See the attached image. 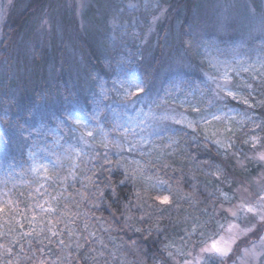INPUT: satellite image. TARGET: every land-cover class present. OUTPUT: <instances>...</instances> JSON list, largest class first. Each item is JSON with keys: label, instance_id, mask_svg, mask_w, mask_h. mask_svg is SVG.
<instances>
[{"label": "trees", "instance_id": "16d2710c", "mask_svg": "<svg viewBox=\"0 0 264 264\" xmlns=\"http://www.w3.org/2000/svg\"><path fill=\"white\" fill-rule=\"evenodd\" d=\"M41 1L27 2L18 16L13 15L5 23L0 41V114L6 110L8 116V122L0 124V137L5 141L0 148L8 155L7 163L4 156L0 155V200L11 198L13 208L16 209L14 212L0 214V231L8 233L0 243H8L13 236L21 241L13 247L12 255L4 253L0 248V264H8V261L12 264H157L159 260H165L164 244L168 243L171 233L176 229V223L193 206L181 201L179 205L164 211L159 220L160 227L165 229L163 233L155 231V218L149 223H139L141 212L135 207L128 213L134 217L129 223L142 227L145 231L136 232L134 228L123 226L126 212L124 206L133 199L134 186L129 183L117 189L118 204L109 201L93 207L94 198L91 193L97 189L92 187V183L98 184L99 180L93 176L90 183L88 177L95 170L101 178L111 176L112 182L116 184L122 177V169L116 163H104V153H108L110 160H119L121 164L128 160L123 154L122 157L118 156L117 150L111 145L104 148L94 144V149L80 157L76 156V178L71 177L66 182H56L53 185L57 190L55 213L48 219L37 218L32 221L29 208L35 191L30 175L31 160L28 159V150L35 141L41 148L50 145L56 152L63 154L68 144H74L75 129L71 124L66 123L57 128L69 101H79L87 117L95 112L96 104L93 101H99L101 96L105 104L111 105L115 98V92L111 90L113 81L117 80L121 69L131 68L138 76L146 77L153 88V95L162 97L178 84L185 87L192 83L202 84L199 68L205 51H201L204 45H211V40L217 39L216 47L220 53L235 49L234 46L240 42L241 47H237V51L248 56L264 52L261 50L264 37L252 39L243 37V33L233 29L221 33L204 27L203 23H210L215 15L210 10L200 9L197 6L199 0H162L168 9V16L158 23L156 32L145 45L141 38L148 26V16L142 14L139 20L135 11H122L128 0H114V9L106 24L102 25L108 36L100 39L90 34L81 36L78 28L72 25V30L71 23L66 19L65 24L62 23L61 35L55 33L47 43L36 45L33 59L28 60V56L19 50L23 48V41L17 43L16 37L25 28L27 20L46 9ZM115 17H118L122 25H127L121 26L113 36L108 20ZM135 18H138L136 22ZM194 30H198L197 33L200 34L194 35ZM205 35L206 39L201 43L199 36ZM243 38L246 39L242 40ZM187 41H192L191 47ZM141 54L146 59L143 64H137L134 58ZM128 60H132L131 65L127 63ZM178 60H182V63L178 64ZM121 61L125 63H120ZM205 67L203 64V68ZM101 84L105 85L106 96L101 92ZM106 111L108 118H111L112 111L109 107ZM42 124L47 127L41 129ZM173 132L182 139V143L188 141L185 152H180L177 160H142L147 174L153 177L159 175L165 180L174 175L182 176L180 187L185 192L192 185H197L204 192L206 177L211 179L208 176L212 170L209 168L210 164L224 169L226 175L235 176L241 181L254 176L255 169L244 171L233 157L221 156L213 144L199 138L193 142V133L186 128L171 125L166 130L170 135ZM53 133L61 138L64 148L54 145L51 139ZM36 159L53 162L55 157L40 152ZM25 160L28 161L27 164L23 163ZM102 163L103 167H100ZM7 164H14L15 167L10 168ZM71 166L65 161L63 169H57L61 180L68 175L67 170ZM171 183L175 187V181ZM232 186L235 187V184ZM100 188L103 189L104 185H100ZM4 193L8 195L5 196ZM81 193L85 196L82 197ZM165 193L166 191H162L159 194ZM200 200L201 203L194 205L196 208L211 209V204L203 202V196ZM17 222L24 225L23 229L17 227ZM150 224L152 232L147 235ZM54 225L53 230L58 233L56 236L49 231ZM9 228L13 231L8 232ZM33 230L32 236L23 235ZM91 233L95 235H90ZM61 239L65 241L64 245L59 243ZM133 240L136 241L135 245L132 244ZM89 241L91 248L88 247ZM113 244L119 246L118 252L105 248ZM21 248L24 249L23 252L20 251Z\"/></svg>", "mask_w": 264, "mask_h": 264}, {"label": "snow or ice", "instance_id": "6c2138e0", "mask_svg": "<svg viewBox=\"0 0 264 264\" xmlns=\"http://www.w3.org/2000/svg\"><path fill=\"white\" fill-rule=\"evenodd\" d=\"M91 0H78V3L73 2L70 5L74 10L79 9L83 12L90 6ZM146 6L147 3H146ZM152 7L160 9L159 15L152 17V25L160 22L167 14V9L162 6L160 0H157ZM129 7H136L134 4H129ZM49 24L47 19H44L41 27L44 28ZM229 18L224 17L217 21V28L219 31H227L230 27ZM260 31L264 33V18L261 20ZM152 32V26L149 25L147 33L141 38L142 43L147 45L149 43L148 37ZM189 47L192 46V41H187ZM214 44V42H212ZM261 50L264 51V43L261 45ZM137 64H143L146 57L141 54L134 58ZM120 63H125L121 61ZM127 63L131 65L132 60H128ZM177 63H182V60H178ZM213 67H216L213 65ZM245 72H252V80L248 83L243 84L245 94H241L239 86L234 83V77L232 73L239 75L241 69L232 66L231 70L225 69L221 71L217 68L216 75H209L210 81V92L212 97L220 102H226L229 98L232 101H239L243 105H246L249 109H255L257 105L264 107V57L259 59V67L255 64L249 65L247 68L242 69ZM101 92L104 96L107 95L105 91V85L101 84ZM257 88L260 89L261 99L256 100L255 93ZM112 91L117 93L118 103L124 106L119 112L113 109V115L108 118L106 109L110 107L104 103V98L101 96L99 101H93L96 104V110L91 114L90 117L86 116L84 107L79 101H69L68 106L64 109V114L59 121L57 128H60L64 124H71L72 128L76 130L78 134V141L85 147H92L93 142L99 140L101 147L107 148L109 145L117 150V155L122 157V154L127 151L132 153L135 149H138L144 144V139H129L128 133L135 132V128H132L128 121H135L136 126L140 128L141 132H146L151 129L152 132L167 130L169 123L180 125L182 128L189 129L192 133H204L203 140L210 142L218 150H221L223 154L228 157L236 156L242 152V149L236 148L234 141V135L237 130L243 131L241 125L251 124L249 128L248 137L242 140L243 144L250 145L251 149H255L254 155L249 158L245 155V159L256 160L264 163V120L257 122L249 112L237 113L231 115L227 112L218 114L213 112L209 115L204 113V110L196 105H192L189 101L176 103L171 100V93L166 97H158L153 95V88L150 86L146 77L138 76L131 68L121 69L117 80L113 81ZM169 104H174L173 107H168ZM148 107V111L144 110L143 106ZM226 107V103H223ZM133 108L137 109L133 116H128L127 120L123 123L121 120L127 116L125 109ZM183 111H178L177 109ZM219 111V110H218ZM193 114L191 118L187 114ZM239 117V119H237ZM103 121H107L104 123ZM8 116L7 111L0 114V124L7 123ZM91 125V126H90ZM46 125H41V129L46 128ZM105 128L108 131H105ZM212 129L209 131V129ZM72 131V129H69ZM52 132L51 129H48ZM177 135L173 132L168 136V140L171 141L168 147L171 148L173 145L179 146L180 140L175 139ZM51 139L56 147L64 148L61 138L55 133L52 134ZM196 137L193 136V140ZM5 143L4 138L0 137V145ZM207 147V143H205ZM84 151V148L71 146L64 148L63 154L56 152L55 148L50 145H45L41 148L35 141H33L31 147L28 150V159L33 161V170L39 171L35 161L37 154L45 152L55 157L53 163L57 166L56 169L52 170V175L48 174V166L41 165L44 168V176L46 180L55 182H66L68 177L71 176L73 179L76 178L78 168H69L68 175L64 176L61 180L60 172L57 169H63V162L66 157L70 154H74L80 157ZM0 155L4 156V160L7 163L8 155L3 152L0 148ZM27 164L28 161H23ZM104 163H116L118 168L122 169V177L118 183L112 182L111 176L104 178L99 177V174L92 170V176L88 177V181L92 183V177L95 176L99 180V183H92V187L97 190L91 193V197L94 198L93 207H99L101 203L109 201L119 203V196L117 189L121 185H127L131 183L135 190L132 193L133 199L129 200L128 204L124 207L126 212L124 213L125 219L123 226L134 228L136 232H144L145 229L137 227L133 223H129L134 219L132 215L128 213L132 207L137 208L141 214L139 215L138 222L141 224L149 223L153 218L156 219L155 231L163 233L164 228L160 227L159 220L161 214L174 206L180 204L181 201L189 203L190 206L201 203L200 197H204V203L211 204L212 207L209 209L205 207L200 215L185 217L187 227L185 229L187 237L191 238L194 236L201 237L199 243L200 255L193 258V260L185 259L182 264H228V261L232 259L233 254L240 255L242 252L241 259L243 264H255L260 259L261 264H264V172L254 181L255 191L251 190V186H245L244 181L238 180L235 176H229L225 174L224 169L210 164L209 168L212 169L208 174L212 179H207L204 192H201L197 185H192L189 191L185 192L180 187L182 176H172L168 180H165L159 175H149L143 168L132 167V165L121 164L119 160L112 161L108 157V153H104ZM241 168L245 165L243 161H237ZM8 167H15L14 164H7ZM103 167V163L100 165ZM164 167H170V165H164ZM111 171V169H109ZM183 171V170H181ZM195 178V177H194ZM175 181V187H173L171 181ZM227 184L228 188L225 190L223 185ZM238 184L239 186L233 190L232 185ZM100 185H104L101 189ZM211 185V188H209ZM44 187V184H40L35 189L36 192H40V189ZM162 191H167V195L159 194ZM231 193V194H230ZM3 195L7 196L8 193ZM84 197L85 194L81 193ZM55 199V198H53ZM13 201L11 198L0 200V214L6 212L16 211L13 208ZM45 204L48 207H45ZM165 206L161 208L160 206ZM111 207L112 205L109 204ZM35 207L39 208L42 213H53L56 208L51 205L49 200H45L44 203L37 202ZM151 209V211H147ZM119 211V209H117ZM147 217V219L145 218ZM221 218L227 221L226 224L220 223ZM37 216L33 214L31 220L35 221ZM17 227L23 229L24 225L17 222ZM53 228H49L53 236L58 235ZM87 227V226H86ZM214 230L209 232L208 229L213 228ZM13 229L9 228L8 232H12ZM152 225H149L147 235H151ZM7 232L0 231V240H3L7 235ZM33 231L23 233L26 236H32ZM90 235H95L91 233ZM252 237H256L255 241H252ZM251 241V243H249ZM20 239L15 236L8 243H0V248L3 249L4 253L12 255L13 247L20 244ZM61 245L65 244V241L61 239L59 241ZM132 244L135 245L136 241L133 240ZM11 245V246H10ZM79 247V245H78ZM88 247L91 248V242H88ZM173 243L164 244V252H167L168 257H173L174 254L171 251ZM24 251L23 248L20 249ZM92 251H95L92 249ZM177 253L184 255L180 249L176 250ZM187 255H191L188 253ZM8 264H12L8 261Z\"/></svg>", "mask_w": 264, "mask_h": 264}, {"label": "rangeland", "instance_id": "374dc122", "mask_svg": "<svg viewBox=\"0 0 264 264\" xmlns=\"http://www.w3.org/2000/svg\"><path fill=\"white\" fill-rule=\"evenodd\" d=\"M33 1L34 0H0V41L3 36L5 23L10 18H12L13 15L18 16V14H20V11H23L25 9L27 2L31 3ZM41 2L43 4V7H45L46 9L40 12L37 16H34L30 20H27L24 23L25 28L22 29L16 37L17 43L18 42L21 43V41H23L22 42L23 48L22 49L19 48V50H21L24 54L28 56V60L33 59L34 53L36 52L35 51L36 45H40V44L42 45L43 43H47L49 37L54 36L55 33L61 35L60 33L62 32L63 29L62 23L65 24L66 19L68 22L71 23V29H72V25L73 26L75 25V27L78 28V30L81 33V36H87L88 34H90V36L93 35L98 36L99 39L103 38L104 36H108V32H106L102 28V25L106 24L108 17L111 15L112 9H114V0H91L90 6L87 9H85L83 12H81L78 8L74 10L72 7H70V5L73 4L74 0H42ZM75 2L78 3V0H75ZM156 2L157 0H128L125 4V7L122 9V11H126V10L130 12L135 11L136 14L138 15L137 17L139 18V20H141L142 14L148 16V26L144 30L142 35L143 37L147 33L148 27L149 25H151L152 32L148 37V40L156 32L158 23L164 21L168 16V11H167L166 16L160 22H158L155 25H152V17L154 15L160 14V9L151 6ZM146 3L148 6H146ZM160 3L164 8L167 9L166 5H164L162 0H160ZM129 4H134L136 5V7H129ZM197 6H199L200 9L203 10L205 9L210 10L212 14L215 15V18L211 20L210 23H203V26L209 28L210 30L215 29L217 30V32L224 33L225 31L218 30L217 21L223 19L226 16L229 18V23L231 25L227 30L233 29L238 31L239 33L241 32V34L243 33L242 36L246 38L256 39L258 37H264V33L260 31L261 20L262 18H264V0H199L197 2ZM117 18L118 17L108 20V26L109 28H111V34L113 36H115L116 31H118V29L121 26L123 27L127 25L126 23L122 25ZM138 18H135L134 22H136ZM44 19H47L49 21V24L44 28H42L41 25ZM142 24H144V21L142 22ZM197 31L194 30V35H197L199 33V32L197 33ZM111 38L114 39V37L112 36ZM246 38H243L242 40H245ZM205 39H206V35L199 36V40L201 43H203ZM67 40L69 42V39ZM216 41H217L216 38L211 40L210 42L211 45H209L211 49L206 44L203 46L202 48L203 50L201 51V52L205 51L202 60L203 63L201 64L202 66L201 68H199L200 71L199 73L203 81L202 84L197 85L192 83L188 87L181 86L178 84L174 87L172 91L167 92L162 97H166L168 96L169 93H171L170 99L174 100L177 104L180 102L189 101L191 102L192 105L201 107L204 110V113L209 116L213 112H216L221 115L225 112L231 115H235L237 113L249 112L257 122L264 120V107H261L259 105H257L255 109H249L246 105H243L239 101H232L229 98L226 102H223L226 103L227 105L226 107H224L222 102L217 101L212 97L210 92V81L208 79L209 75L217 74V68H219L221 71H224L225 69L230 71L232 66H236L240 68L241 71L239 75H236V73H232L234 77V83L239 86L240 93L245 94V89L243 88L242 85L252 80L253 73L250 71L245 72L242 69L247 68L249 65L252 64H255L256 67L258 68L259 59L261 57H264V52L255 53L253 55L248 54L247 56L245 53L237 51V49L241 47L239 42V44H236L234 46L235 49L232 48L233 50H229L227 53L225 52L220 53L218 47H216L217 46ZM212 42H214V44ZM213 46L215 49L212 50ZM203 64L206 66L205 68H203ZM213 65H215L216 67H213ZM254 95L257 101L262 98V96L260 95L259 88H257V91ZM117 101H118V96L117 93L115 92V98H113L112 103L109 107V109L112 111L111 116L113 115V109L119 112L124 107L121 104H119ZM173 106L175 105L174 104L168 105V107H173ZM143 107L145 111H148L147 106H143ZM177 110L183 111L182 109L179 108ZM125 111L127 112V116H125L124 119L121 120L122 123L125 120H127L128 116H133L137 111V109L128 108L125 109ZM187 115H189V118H191L193 114L189 113ZM237 119H239V117H237ZM103 122L105 123V121ZM128 123L131 125L132 128H135V132L128 133L129 139L138 140L142 137L144 139V144L140 146L138 149H135L132 153H129L127 151L123 153V156L128 160L127 164L133 166L136 165L144 169V167L142 166V160L144 159L157 160V159L171 158L177 160L178 156L180 155V152H185L186 150L185 147L188 141L182 143L181 141L182 139L178 136L174 138L180 140L179 146L173 145L171 148H169L168 145L169 143H171V141L168 140V136L170 134H167L166 130L160 131L158 129L156 132H152L151 129H149L146 132H141L140 128L136 126L135 121H128ZM171 125H175V124L169 123L167 125V128ZM239 127H242L244 130L236 131L234 135V141L236 144V148L242 149V152L238 153L236 156H231L230 153L228 158L233 157V159L236 162L243 161L245 167L242 169L244 171L250 169L256 170L253 177L244 181L245 186L250 185L251 190L255 191L256 186L254 184V181L259 177V175L262 172H264V163H261L256 160L245 159V155L251 158L255 152V149H251L250 145L242 143V140L246 139L248 135H250L248 130L249 128L252 127V125L247 124V125H241ZM211 130L212 129L210 128L209 131ZM74 131H75L73 137L74 144H68L67 147L76 146V147L84 148L82 154H86L89 150L94 149V144L99 145V140H97L93 142L92 147H85L83 144H81L78 141V134L76 133V130ZM203 135L204 133H193L191 140L193 142H196L197 138H199L202 141H204ZM193 136L196 137L195 140H193ZM262 138H264V134H262ZM218 151L220 152L221 156L227 158L221 150ZM75 160H76V156L74 154H70L68 157L64 159V162L66 161L67 164H69L70 166L72 165L70 168H73L74 167L73 165H75ZM35 164L39 168V171L33 170L32 167L33 161L31 160L30 175L33 180L34 191L37 187L40 186V184H44V187L40 189V192L35 191L34 195L31 196L30 199L31 207L29 208V211H30V216L35 214L37 218H41L44 220V219H48L55 212L42 213L39 208L35 207V205L37 202L44 203L45 200H49L51 202V205L57 209V190L53 188V185L56 182L54 183L51 180H46L44 176V168L40 166L47 165L49 175H52V170L56 169L57 167L50 160L43 161L36 159ZM237 165L239 166L238 163ZM239 168L241 167L239 166ZM17 177H15L16 180H18ZM68 178L71 179V176H69ZM238 186H239L238 184H235V187L232 186L233 190ZM222 187H224L225 190H227L228 185L225 184ZM167 193L168 192L166 191L165 195H167ZM45 207L47 208L48 205L45 204ZM202 211L203 209H198L195 206H193V209L191 208L189 211H186V213H184V216L178 220V222L176 223L177 224L176 229L173 230V232L171 233V237L168 241V243L169 242L173 243V247L171 251L173 252L174 256L168 257L167 252H165V257H164L165 260H159L157 264H182L183 260L185 259L193 260L194 257L200 255L201 245L199 241L201 237L199 236H194L191 238L187 237V233L185 231L187 227V223L185 222V217L200 215ZM220 223L226 224L227 221L221 218ZM213 230L214 227L208 229L209 232ZM255 240L256 237H252V241ZM249 243H251V241H249ZM105 248L109 250L112 248L113 252H118L120 250L117 244L108 245L105 246ZM177 249H180L181 252L184 253V255L177 253L176 251ZM188 253H191V255H187ZM241 256H242V252L240 255L233 254V257L231 260L228 261V264H243ZM193 264H195L194 261ZM208 264H211V262L209 261ZM255 264H261L260 259H258L255 262Z\"/></svg>", "mask_w": 264, "mask_h": 264}]
</instances>
